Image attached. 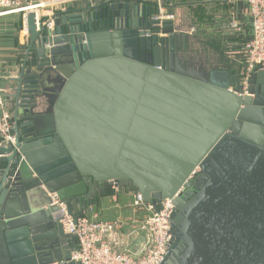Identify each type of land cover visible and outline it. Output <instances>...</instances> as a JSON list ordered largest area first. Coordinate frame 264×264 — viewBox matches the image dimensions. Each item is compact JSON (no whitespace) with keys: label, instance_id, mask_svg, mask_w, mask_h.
<instances>
[{"label":"water","instance_id":"water-1","mask_svg":"<svg viewBox=\"0 0 264 264\" xmlns=\"http://www.w3.org/2000/svg\"><path fill=\"white\" fill-rule=\"evenodd\" d=\"M140 2L69 7L52 34L26 16L0 148V264H74L49 194L77 218L113 189L159 207L182 187L161 264H264V73L241 96L240 64L191 48Z\"/></svg>","mask_w":264,"mask_h":264},{"label":"built area","instance_id":"built-area-1","mask_svg":"<svg viewBox=\"0 0 264 264\" xmlns=\"http://www.w3.org/2000/svg\"><path fill=\"white\" fill-rule=\"evenodd\" d=\"M101 1L106 0H40L34 2L32 0H0V19L12 15L20 16L21 33L28 37L25 22L26 16L32 13L35 16L36 30L43 27L44 33L52 34L56 30L54 21L69 7L75 12L82 5L85 6L86 2L95 5ZM149 4H153L159 12L156 19L174 21V14L165 10L162 0H154L153 3L145 5L149 6ZM247 6L252 34L237 48L235 57H231V60L241 65L242 77L239 83L241 96L247 94L251 74L254 71L264 73V0H247ZM222 28L226 35L233 36H236L240 29L235 21H230ZM159 36L167 38L168 35ZM85 43L86 41L83 40L84 45ZM166 44L167 42H161V45ZM43 48L49 50L50 46L46 44ZM0 79H3L1 75ZM6 95L7 90L0 87V148L13 143L12 121L5 100ZM199 176L200 171L196 168L189 175L187 182L197 181ZM117 191L119 190H111V192ZM185 191L182 187L175 197L184 194ZM48 196L51 201L50 206L58 209L62 231L75 242L76 248L70 256V261L74 264H161L168 253L171 239L169 230L175 197L161 201L160 206L157 207V205L145 202L141 195L133 193L131 209L141 210L146 215L141 220L125 224L120 221H100L96 213L90 216L85 213L75 218L67 213L65 205L58 200L56 195L49 194ZM127 225L133 227L136 234L141 233L143 237L135 244L133 250L121 253L116 250L117 237L122 228Z\"/></svg>","mask_w":264,"mask_h":264},{"label":"crops","instance_id":"crops-1","mask_svg":"<svg viewBox=\"0 0 264 264\" xmlns=\"http://www.w3.org/2000/svg\"><path fill=\"white\" fill-rule=\"evenodd\" d=\"M153 1L143 0L140 3L145 5ZM162 2L165 10L175 16L173 24L176 30L191 34L196 39L190 42L191 48L212 47L224 55L229 54L230 56H226L231 59L235 57V52L241 43L251 37L247 0H162ZM78 13L72 12V14ZM230 21L237 22L240 27L236 36L226 35L223 32L222 27ZM21 30L20 16L12 15L0 19V75L3 77L0 79V87L7 90L5 100L8 110L10 107L8 95L12 88L10 79L20 72L23 45L27 40ZM132 196V192L119 190L98 197L93 200L86 215L96 213L100 221H120L125 224L141 220L146 213L131 209ZM142 237L141 233L136 234L134 228L127 225L118 234L116 250L128 253Z\"/></svg>","mask_w":264,"mask_h":264},{"label":"rangeland","instance_id":"rangeland-1","mask_svg":"<svg viewBox=\"0 0 264 264\" xmlns=\"http://www.w3.org/2000/svg\"><path fill=\"white\" fill-rule=\"evenodd\" d=\"M139 1H143V0H139ZM194 1V0H193ZM196 1V0H195ZM188 2V1H187ZM186 3V2H185ZM75 13H77V12H75Z\"/></svg>","mask_w":264,"mask_h":264},{"label":"flooded vegetation","instance_id":"flooded-vegetation-1","mask_svg":"<svg viewBox=\"0 0 264 264\" xmlns=\"http://www.w3.org/2000/svg\"><path fill=\"white\" fill-rule=\"evenodd\" d=\"M194 49V48H193Z\"/></svg>","mask_w":264,"mask_h":264}]
</instances>
